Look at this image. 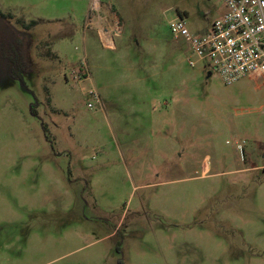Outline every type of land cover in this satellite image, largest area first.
<instances>
[{"label":"rangeland","instance_id":"rangeland-1","mask_svg":"<svg viewBox=\"0 0 264 264\" xmlns=\"http://www.w3.org/2000/svg\"><path fill=\"white\" fill-rule=\"evenodd\" d=\"M224 12L0 0L31 70L0 64V264H264V75L224 86L168 28Z\"/></svg>","mask_w":264,"mask_h":264},{"label":"built area","instance_id":"built-area-1","mask_svg":"<svg viewBox=\"0 0 264 264\" xmlns=\"http://www.w3.org/2000/svg\"><path fill=\"white\" fill-rule=\"evenodd\" d=\"M221 1L225 12L203 35L191 34L180 16L168 19L170 33L186 45L190 54L186 59L188 66L209 69L224 86L247 76H263L264 0ZM72 75L77 79L74 72ZM90 96L98 99L93 92Z\"/></svg>","mask_w":264,"mask_h":264},{"label":"trees","instance_id":"trees-1","mask_svg":"<svg viewBox=\"0 0 264 264\" xmlns=\"http://www.w3.org/2000/svg\"><path fill=\"white\" fill-rule=\"evenodd\" d=\"M0 16L3 18V20L5 19L4 15L0 14ZM30 24L31 26L34 25L33 23ZM7 28L11 32L10 28ZM0 42L2 46L3 58H6L12 64L10 77L12 79L18 80L24 85L23 75L31 72L24 60L26 52L25 39L16 36L13 34V32H11L10 37L0 35ZM5 52H8V56L4 55ZM31 112L36 115L33 110ZM118 264L123 263L119 262Z\"/></svg>","mask_w":264,"mask_h":264},{"label":"water","instance_id":"water-1","mask_svg":"<svg viewBox=\"0 0 264 264\" xmlns=\"http://www.w3.org/2000/svg\"><path fill=\"white\" fill-rule=\"evenodd\" d=\"M0 35H4L7 37L11 36V32L7 28V25L5 24L1 16H0ZM0 64L2 65L3 68H5L6 65H8L9 68H8L7 75L10 77L12 64L8 62L5 58H3L1 42H0Z\"/></svg>","mask_w":264,"mask_h":264},{"label":"bare ground","instance_id":"bare-ground-1","mask_svg":"<svg viewBox=\"0 0 264 264\" xmlns=\"http://www.w3.org/2000/svg\"><path fill=\"white\" fill-rule=\"evenodd\" d=\"M95 1V0H94ZM97 7V6H96ZM102 37H103V35H102Z\"/></svg>","mask_w":264,"mask_h":264},{"label":"crops","instance_id":"crops-1","mask_svg":"<svg viewBox=\"0 0 264 264\" xmlns=\"http://www.w3.org/2000/svg\"><path fill=\"white\" fill-rule=\"evenodd\" d=\"M203 71H205V69H203Z\"/></svg>","mask_w":264,"mask_h":264},{"label":"flooded vegetation","instance_id":"flooded-vegetation-1","mask_svg":"<svg viewBox=\"0 0 264 264\" xmlns=\"http://www.w3.org/2000/svg\"><path fill=\"white\" fill-rule=\"evenodd\" d=\"M7 60V59H6ZM8 61V60H7ZM9 62V61H8Z\"/></svg>","mask_w":264,"mask_h":264}]
</instances>
